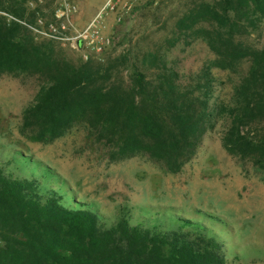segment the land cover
Wrapping results in <instances>:
<instances>
[{
  "label": "trees",
  "instance_id": "obj_1",
  "mask_svg": "<svg viewBox=\"0 0 264 264\" xmlns=\"http://www.w3.org/2000/svg\"><path fill=\"white\" fill-rule=\"evenodd\" d=\"M27 0H0V72L37 75L39 93L22 114V127L50 141L82 125L117 157L142 154L177 171L195 153L210 126V72L182 81L163 53L126 52L73 63L27 27ZM264 20V0L193 2L175 22L176 41L201 38L214 66L248 62L234 89L223 135L226 150L264 171V46L241 37ZM15 156H13V159ZM31 169L14 177L0 167V264H225L217 233L198 220L172 215L168 224L104 225L96 212L60 187L62 180L26 156ZM36 171V173H33ZM59 180V181H58ZM59 182L58 190L45 182ZM213 217L208 219L209 224Z\"/></svg>",
  "mask_w": 264,
  "mask_h": 264
},
{
  "label": "rangeland",
  "instance_id": "obj_2",
  "mask_svg": "<svg viewBox=\"0 0 264 264\" xmlns=\"http://www.w3.org/2000/svg\"><path fill=\"white\" fill-rule=\"evenodd\" d=\"M200 1L212 0L26 1L27 11H34L27 23L34 40L51 42L73 63L149 51L163 53L184 82L210 72V126L179 170L169 171L142 154L117 157L82 125L50 141L32 139L22 127V114L35 101L41 80L9 72H0V167L14 177H29L31 169L15 161L26 156L62 180L61 185L45 182L47 189L60 185L104 225L122 214L132 223L165 225L178 215L201 221L219 235L225 264H264V171L229 153L222 141L229 121L221 106L231 105L248 62L220 69L203 39L180 38L173 45L177 18ZM241 41L264 46V20ZM211 217L213 224L207 222Z\"/></svg>",
  "mask_w": 264,
  "mask_h": 264
}]
</instances>
